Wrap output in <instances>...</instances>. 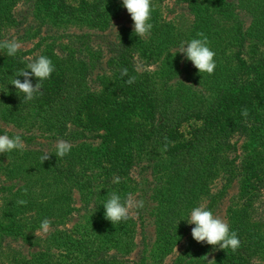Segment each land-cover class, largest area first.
I'll return each mask as SVG.
<instances>
[{
    "label": "trees",
    "instance_id": "trees-1",
    "mask_svg": "<svg viewBox=\"0 0 264 264\" xmlns=\"http://www.w3.org/2000/svg\"><path fill=\"white\" fill-rule=\"evenodd\" d=\"M178 1L195 9L196 0ZM108 3L109 0H34L36 13L50 16L54 23L76 20L85 26L101 29L109 23ZM10 4L11 0H0V25L4 19H11ZM149 22L153 27L143 38L135 35L130 27H123L118 32L119 44L109 50L113 54L107 63L110 73L99 76L103 79L100 86L94 88L86 79L89 64L82 54L92 51L89 33L77 35L76 49L64 47L63 56L56 54L53 43H41L45 47L39 56L50 58L55 70L49 79L41 82V90L33 100L23 102V99L21 102L33 110L36 118L48 117L47 122L51 126H47L54 130L53 137L101 143V151L93 159L98 169L88 176L84 175L86 155L73 152L72 148L63 158H58L54 149L50 159L37 164L42 172L52 176L53 181L66 179V182L80 183L84 190L92 188L96 212L104 219L103 204L108 193L116 192L122 199L129 194L127 178L132 168L140 165L143 152L148 151V147L161 158L157 159L155 166L149 163L140 165L138 173L156 167V172H162L169 184L165 191L177 190L181 196L179 202L207 194L209 202L205 206L211 211L215 200L224 194L226 185L236 175L245 174L248 186L254 189L264 182V170L257 168L254 162L242 161L237 166L235 162L239 156L229 160L220 156L224 145L235 146L236 141H230L233 134L242 137L264 127V14L246 27L241 19L234 26L229 42L233 41L234 45L230 55L235 62V70L227 75L229 86L220 87L216 83L220 80L218 73L222 74L225 66L216 63L214 73L207 74V80L217 85L212 87L215 92L209 99L182 88H166L160 93V84L166 83L175 70L171 49L176 38L172 25L158 19L157 9H152ZM136 58L143 64L144 71L138 70ZM159 61L160 71L148 70ZM25 63L21 55L9 57L6 50H0V72L3 75L16 72L25 67ZM124 68L128 69L126 76L121 75ZM132 76L135 77L134 83H126ZM31 80L34 86L39 82L35 76ZM245 108L249 111L248 117L241 115ZM165 144L166 151L163 150ZM219 170H223L221 179L224 178V183L215 192H209L208 181ZM14 197L6 204L4 217L8 223L0 221V230L4 233L16 234L22 230L17 215L27 205H17L18 199L16 195ZM174 214L157 208L155 217L163 236L166 224L170 223L165 218L170 219ZM131 221L130 218L113 224L108 220L104 227L99 228L102 242L108 247L120 248L124 236L132 234ZM229 228L237 233L240 246L232 251L231 248L224 250L206 243L213 254L212 259H215L214 264H251L248 245L259 244L258 231L256 228L249 231L242 223H230ZM74 242L73 251L82 255V264L88 260H93V264H121L113 259L115 256L105 259L103 249L99 246L91 248L87 239L79 238ZM257 247L258 250L259 245ZM74 259L70 257L68 264ZM16 264L35 263L18 261ZM136 264H146V256L142 255Z\"/></svg>",
    "mask_w": 264,
    "mask_h": 264
},
{
    "label": "rangeland",
    "instance_id": "rangeland-1",
    "mask_svg": "<svg viewBox=\"0 0 264 264\" xmlns=\"http://www.w3.org/2000/svg\"><path fill=\"white\" fill-rule=\"evenodd\" d=\"M151 4L152 9L158 10V19L172 25L176 38V44L171 49L175 70L166 83L160 84V93L166 88H182L204 99L214 95L212 87L217 85L211 84L212 81L207 80V73H199L192 62L179 53L181 43L199 38L196 34L203 32L216 54L215 62L225 66L222 74L218 73L220 80L216 83L220 87H228L230 80L227 75L233 73L236 67L230 55L234 49L233 41L229 42L234 26L241 19L246 27L264 14V0H196L194 10L188 3L178 0H151ZM108 7L109 23L101 29L85 26L76 20L54 23L50 16L36 13L34 0H11L8 6L11 19H4L0 25V41L15 38L21 43L17 54L26 63L20 70L26 68V58L35 59L40 55L44 43H53L56 54L63 56L64 47L76 49L77 35L87 32L90 34L88 42L92 51L82 54L89 64L86 79L94 88L100 86L103 79L99 76L110 73L107 63L113 54L109 50L119 44L118 32L123 27L133 28V21L123 7L122 0H109ZM136 63L138 70L144 71L143 64L137 58ZM160 69V61L148 67L149 71ZM16 72L9 75L0 72V135H20L25 148L0 154V221L8 223L4 217L6 204L14 195L18 200H26L27 206L17 215L22 225L20 232L10 234L0 230V264H16L18 261L68 264L70 257L75 258L71 264H82V255L75 253L72 248L74 241L79 238L89 240L91 248L101 247L105 259L115 256L113 259L121 264H136L142 255L146 256V264H208L206 255L208 260H212L210 248L206 242L193 239L191 229L195 226L189 225L186 220L192 208L209 202V196L202 194L187 202H179L181 196L177 190L165 191L169 184L162 172H156V167L138 173L140 165L149 163L155 166L157 159L161 158L157 152L152 153L151 147L143 152L140 165L137 168L134 166L127 178L128 193L137 201L144 202L142 208L132 210V234L124 236L123 244L118 249L103 243L99 228L104 227L108 220L97 214L92 188L84 190L80 188V183L73 184L66 182V179L53 181L52 176L42 172L38 166V161L43 162L41 157L45 152L51 155L56 141L62 138L53 137L54 130L47 126H51L47 122L48 117L36 118L32 109L21 105L24 94L18 92L11 81L14 78L23 81L24 77H15ZM65 141L72 145L73 152L86 155L84 175L95 173L98 167L93 159L99 155L101 143L97 140ZM230 141H236V144L234 147L224 145L221 148L222 159L229 160L237 155V166L242 161H250L264 170V127L242 137L233 134ZM89 149L91 152H88ZM222 174L223 170H219L218 174L210 178L209 192H215L224 183ZM157 208L175 213L174 217L165 218L170 223L165 226L164 236L156 221ZM211 211L228 225L242 223L249 231L256 228L260 242L248 245L251 264H264V182L254 189L248 186L245 174L236 175L226 185L224 194L215 200ZM45 218L50 221L49 232L37 235ZM32 220H37V223H25ZM93 263V260H88L84 264Z\"/></svg>",
    "mask_w": 264,
    "mask_h": 264
},
{
    "label": "clouds",
    "instance_id": "clouds-1",
    "mask_svg": "<svg viewBox=\"0 0 264 264\" xmlns=\"http://www.w3.org/2000/svg\"><path fill=\"white\" fill-rule=\"evenodd\" d=\"M122 5L126 8L133 21L134 34L143 38L146 37L153 25L149 22L151 20L152 4L151 0H122ZM197 37L190 41L182 42L179 47V53L184 55V58L191 61L193 66L198 69L199 73L213 74L216 69L215 52L209 46V40L203 32H198ZM22 45L15 38L5 39L0 41V50H6V54L9 57L16 56L17 52L21 49ZM26 68H22L15 73V77H24L23 81L18 78H14L11 84L16 87L18 92L24 94V101L28 102L34 99V95L40 92L42 87V81L49 79L52 72L55 70L53 63L47 56H38L35 59L28 57ZM30 70V71H28ZM121 75H128V69L121 70ZM35 76L38 79V83L34 86L31 77ZM135 81V77H129L126 81L128 84H132ZM241 115L248 117L249 111L247 108L243 109ZM167 141V137H165ZM55 155L58 158H63L70 153L72 145L63 140H57L55 145ZM25 144L21 140L20 135L10 137L7 134L0 135V154L10 153L13 150H24ZM167 150V144L163 149ZM50 159V154L45 152L41 157V160ZM119 183V178L116 179ZM108 199L103 204L105 208V218L111 221L113 224L120 223L121 221H127L131 218L132 210L135 208H142L144 202L142 200L137 201L131 193H129L124 199L116 192L108 193ZM17 205H26L27 201L20 199L16 201ZM189 225H195L191 229L192 237L197 242H206L212 245L214 248L219 247L221 249H229L236 251L240 246V240L235 231H230L229 225L219 216L213 214L208 210L204 204H200L191 209L189 217L186 219ZM50 229V221L45 218L39 229L37 235L41 233H48ZM205 258L208 264H214L215 259L208 260L207 255Z\"/></svg>",
    "mask_w": 264,
    "mask_h": 264
}]
</instances>
